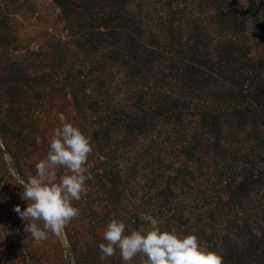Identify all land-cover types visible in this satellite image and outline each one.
Returning <instances> with one entry per match:
<instances>
[{"label": "rangeland", "instance_id": "obj_1", "mask_svg": "<svg viewBox=\"0 0 264 264\" xmlns=\"http://www.w3.org/2000/svg\"><path fill=\"white\" fill-rule=\"evenodd\" d=\"M235 1L244 8L245 0ZM121 5L123 13L132 10L145 23L142 39L167 42L175 29L159 27L165 15L181 25L180 39L189 37L185 22L192 14L207 32L209 52L217 40L213 0H0V236L9 233L0 241V264H123L119 250L99 259L104 229L117 218L130 232L142 226L141 213L162 228L194 232L216 252L226 249L224 235L241 245L245 223L258 233L261 206L246 209L264 203L262 185L232 193L243 173L264 167L262 153L259 163L253 156V133L264 138V123L253 107L243 111L233 98L190 93L161 58L128 56L131 25L119 20ZM145 9L150 18L144 19ZM256 12L264 23L260 7ZM250 18L238 56L252 65L263 59L264 82V30L253 28ZM224 38L234 40L228 31ZM173 104H180L178 117L164 113ZM200 104L227 111L217 132L202 125ZM145 105L148 117L139 127L117 123L116 117ZM61 114L91 138L87 167L93 178L74 202L80 215L66 227V240L50 234L38 243L25 230L28 221L13 211L30 202L21 199L23 186L10 168L25 181L35 175ZM65 172L59 168L57 177Z\"/></svg>", "mask_w": 264, "mask_h": 264}, {"label": "trees", "instance_id": "obj_2", "mask_svg": "<svg viewBox=\"0 0 264 264\" xmlns=\"http://www.w3.org/2000/svg\"><path fill=\"white\" fill-rule=\"evenodd\" d=\"M116 1L120 4L124 2V0ZM260 2L261 0H245L244 8H241L235 6V0H213V7L217 11V16L212 23L217 33V40L211 46V52H209V45L206 41L207 32L201 25L199 26L198 17L192 14H188L186 17L190 21L189 23L188 20L185 22V27L190 26V34L184 39H180L178 36L179 30L176 28L179 29L181 25L176 23L174 17L165 15V18H159L160 28H168L169 30L174 28L175 31L172 32L173 35L171 36L168 34L167 42L158 43L151 36L141 38L145 23L138 17V13L135 14L132 10L123 13L124 5H121L117 11L123 15L118 16L121 23L131 25V37L125 43L128 56L136 61L145 60L144 57L148 56L163 59L177 80L183 82L190 93L199 92L206 96L222 95L233 98V101L239 103L238 105L243 111L253 107L254 113L259 116L260 123L263 124L264 112L260 110V107L264 105V82L261 78L262 74H259L260 71L262 73L263 59L259 58L256 64L252 65L248 58H246V62H242L238 56L240 54L238 47L240 38L245 35L248 18L251 17L249 20L253 28L264 30V23L258 22L256 12L260 7L264 18V6L261 8ZM143 12L144 19L151 17L149 9H145ZM227 31L234 36L233 41L222 39L223 34ZM221 34L222 36H220ZM204 95L201 97L202 101H206ZM152 103H156V101ZM178 105L180 104L165 106L164 113L174 112L175 116H180L181 110ZM200 106L203 108L200 109ZM200 106L198 109L202 125L208 126L211 132H217V127L227 111L221 107L211 110L208 106L202 104ZM135 108L138 107L135 106ZM146 108L148 106L145 105L139 107L138 112H127V114L116 117L117 123L123 126L129 122L131 125L139 127L148 117ZM188 111L192 110L188 109ZM234 111L237 112V109L234 108ZM237 115L239 114L237 113ZM253 135L255 138L254 161L259 163L258 158H260L261 153L264 160V138L257 136L256 133ZM255 172V174L252 172L242 174L241 179L235 185L233 196H239L243 192L247 193L254 189L259 191L260 185H262L260 190L264 193V167L260 171L255 170ZM257 187L259 188L257 189ZM263 199L264 196L261 197V200ZM239 200L238 197L237 201ZM255 208L261 209L258 233L255 234L250 226L245 223L247 227H243L241 234L238 235L240 239H243L241 245L229 242L230 238L224 235L221 240V246L226 247L225 251L223 249L221 252L223 264H264V203L256 202V204L249 206L246 211L251 212Z\"/></svg>", "mask_w": 264, "mask_h": 264}, {"label": "clouds", "instance_id": "obj_3", "mask_svg": "<svg viewBox=\"0 0 264 264\" xmlns=\"http://www.w3.org/2000/svg\"><path fill=\"white\" fill-rule=\"evenodd\" d=\"M59 120L61 125L53 131L46 157L35 165V175L25 181L10 168L23 186L21 199L30 202L23 211L19 206L13 211L28 221L25 230L38 243L49 239L50 234L66 240V227L80 215L74 202L86 194V182L93 178L87 167L93 152L91 138L62 114ZM5 158L11 163L10 155L5 153ZM59 168L66 172L58 178ZM140 220L142 226L129 232L123 220L111 219L104 229L105 243L99 245V259L104 261L119 250L123 264H223L222 253L202 245L194 232L162 228L150 214L141 213ZM8 234L0 236V241Z\"/></svg>", "mask_w": 264, "mask_h": 264}]
</instances>
